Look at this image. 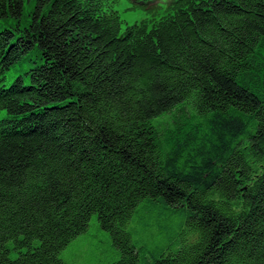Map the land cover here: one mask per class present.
<instances>
[{"label":"trees","instance_id":"trees-1","mask_svg":"<svg viewBox=\"0 0 264 264\" xmlns=\"http://www.w3.org/2000/svg\"><path fill=\"white\" fill-rule=\"evenodd\" d=\"M120 1L0 0V264H264V0Z\"/></svg>","mask_w":264,"mask_h":264},{"label":"rangeland","instance_id":"rangeland-1","mask_svg":"<svg viewBox=\"0 0 264 264\" xmlns=\"http://www.w3.org/2000/svg\"><path fill=\"white\" fill-rule=\"evenodd\" d=\"M129 8L128 2L125 1V3H122L119 6V12L121 18L124 20L126 24H132L135 21H139L144 17V14L141 11H130L125 10V8ZM28 60L23 61L20 64L15 65L13 68H11L5 76V80L3 84L5 86H10L13 81L18 77L23 75L25 71H27L29 68L33 67L35 63H39L40 61L36 59L35 54H29ZM33 61V62H32ZM4 115V113H0V118ZM138 226V225H136ZM138 235H136L139 238H143L142 240H146L149 238V234L146 232L141 231V227H135ZM106 235H104L103 232L99 231L94 222H91L88 233L84 236L79 237L75 243H77L75 246H73L70 249V252L73 255H80L83 258L76 260L75 263L70 264H104V262H101V260L104 257V254H99L95 249H99L100 251H104V249L108 250V243L106 242ZM111 253V250H110ZM109 253L108 260L111 259V255Z\"/></svg>","mask_w":264,"mask_h":264}]
</instances>
